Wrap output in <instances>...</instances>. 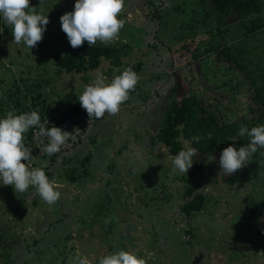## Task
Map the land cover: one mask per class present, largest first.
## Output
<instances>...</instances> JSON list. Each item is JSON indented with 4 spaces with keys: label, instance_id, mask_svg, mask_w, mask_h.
I'll list each match as a JSON object with an SVG mask.
<instances>
[{
    "label": "rangeland",
    "instance_id": "obj_1",
    "mask_svg": "<svg viewBox=\"0 0 264 264\" xmlns=\"http://www.w3.org/2000/svg\"><path fill=\"white\" fill-rule=\"evenodd\" d=\"M151 1L126 0L120 17L126 24L119 39L109 45L119 49L118 56L104 59L96 71L79 75H58L52 58L70 46L60 17L74 11L76 0H43L42 4L30 0V6L50 20L43 40L32 49L13 42L12 29L1 17L0 95L6 93L12 104L20 100L28 108L29 96L40 95L59 115L70 105L81 107L78 97L97 74L110 82L141 64L133 70L139 82L118 114L92 121L81 115L59 127L74 134L58 152L64 164L42 151L35 156L33 167L47 162V176L52 173L60 185L61 197L55 205L45 203L34 188L16 193L0 181V232L7 236L0 240V255L9 254L16 264H74L77 253L98 264L101 256L119 250L135 251L142 258L151 253L148 264H194L199 257L198 264H264V149L257 160L251 157L238 171L252 175V182L242 188L224 181L219 156L201 170L194 158L189 169L192 183L196 193H204L208 200L204 210L190 219L180 212L186 203L188 173L172 172V156L157 139L171 89L177 83L181 95L188 91L212 99L214 92L225 93L221 87L234 72L217 64L214 55L188 65L194 60L193 52L203 51L209 38L201 30L211 26L203 0H159L158 19L152 16L156 3L151 8ZM237 24L230 23L232 41L240 35ZM257 38L247 44L264 57V34ZM216 71L222 75L214 77ZM22 79L32 84V94L17 92V85L23 87ZM231 104L235 118L247 114L245 97L238 95ZM36 132L32 142L42 149L35 143ZM86 156L91 157L88 165L82 163ZM76 168L87 174L74 180L72 175L66 177ZM257 206L261 212L252 216L250 211ZM33 241L38 244L28 248Z\"/></svg>",
    "mask_w": 264,
    "mask_h": 264
},
{
    "label": "trees",
    "instance_id": "obj_2",
    "mask_svg": "<svg viewBox=\"0 0 264 264\" xmlns=\"http://www.w3.org/2000/svg\"><path fill=\"white\" fill-rule=\"evenodd\" d=\"M151 2V8H153V3H156V5L154 4L152 16L157 18V10L155 9L158 6L160 7L161 3L159 0ZM203 3L206 7L208 6L207 15L211 26L207 28L204 25L205 27H202L201 30L203 33L208 34L209 38L203 51L198 49L193 52L194 60L188 62V65L192 66L196 62L201 64L205 58L214 55L217 64L228 66L226 71L234 73L229 79L224 80L222 85L224 89L222 87L221 89L225 93L214 92L215 97L212 99L197 94H188V91L181 95L182 89L176 83L171 89L170 102L157 136L158 141L167 148L169 155L172 157L185 148L186 142L191 147L196 148L198 157L194 158L196 163L200 162L198 164L200 170L203 169L202 165H207L211 159L220 157V153L224 148L229 146L239 148L250 142L247 134L244 137L237 135L241 126H246L251 130L253 127L264 125V57L258 56L256 48L247 44L248 41L256 40L260 34H264V0H203ZM235 21L238 23L236 26H238L240 35L238 39L234 38L232 41V39H229L230 23ZM197 29L200 30L199 27ZM197 29H194L193 35L196 34ZM187 39L184 41L186 42ZM118 54L119 49L117 47L95 44L90 48L88 43L85 42L82 47L77 49H73L70 45L64 54L54 53L52 58L56 61L57 68L61 70V72L56 70L58 75L61 76L62 72L79 75L96 71L101 67L104 59L115 58ZM85 55H87V58L84 57ZM140 66L141 64L131 69L137 70ZM220 75L222 74L219 71L214 73V77ZM22 83L23 87L16 86L18 93L27 91V94H32L34 92L32 84L28 80L22 79ZM208 88H210L209 85ZM238 95L249 100V106H247V114L237 119L233 115L234 108L231 101L235 100ZM29 97L31 104L27 108V106L21 104L20 100H17L14 104L10 103L13 102L12 98H8V95L2 92L0 95V119L5 118L9 111L23 114L39 110L41 123L45 124L46 128H51L52 126L60 127L68 120L75 119L76 121V118L81 115L88 116L83 108L72 105L63 108L59 115H54L52 113L54 109L46 99L40 95L32 97L30 95ZM181 125L182 127H180ZM34 129L36 128L29 130L30 132L27 136L25 135L24 140L26 146L31 148L34 147L32 142ZM209 133L212 134L211 140L208 139ZM195 136L201 137L199 143L192 139ZM233 137H236V139H232ZM47 143L48 139L46 137H41L38 142L42 148ZM32 149V155L35 157L38 155L40 148L34 147ZM258 152L252 156L256 160ZM52 158L53 161L59 159L62 164L65 162L62 160L61 154L58 153L53 154ZM90 159V156H86L82 163L88 165ZM69 172L66 177L72 175L71 179L73 180L78 176L82 177L87 174V170L80 173L77 172V168L75 172ZM53 176L52 173H49V178L52 177L53 179ZM192 179L193 171L189 170L188 176L184 177V181L189 184L184 195L186 203L180 206V212L189 219L194 213H200L204 210L208 200L204 193H196V186L193 185ZM224 181L242 188L252 182V175L237 172L226 176ZM258 207L261 206H257L250 211L252 216L261 212ZM3 231H6V229H3ZM4 234L5 232H0V240L7 238V236L4 238ZM37 244L38 241H33L31 245L29 244L30 246L28 245V248L35 247ZM0 260H4V264H16L9 254H1Z\"/></svg>",
    "mask_w": 264,
    "mask_h": 264
},
{
    "label": "clouds",
    "instance_id": "obj_3",
    "mask_svg": "<svg viewBox=\"0 0 264 264\" xmlns=\"http://www.w3.org/2000/svg\"><path fill=\"white\" fill-rule=\"evenodd\" d=\"M43 0H40L42 4ZM126 7V0H76L74 11L60 17L62 31L73 49L80 48L85 42L91 48L97 42L107 46L119 39L120 32L126 20L120 18ZM0 17L12 29L14 43H23L32 49L43 40L48 15L38 13L36 7L30 6V0H0ZM87 58V55L84 56ZM140 77L131 68L125 69L120 75L114 76L110 82L102 74H97L95 80L85 86L78 97L81 107L87 112L90 121L101 119L108 115H116L121 105L129 99L135 90ZM90 126V125H89ZM182 127V125L180 126ZM37 128L36 136L46 137L48 143L41 151L52 156L74 137V134L59 127L46 128L41 123L39 110L23 114L9 111L5 118L0 119V181L4 186H12L14 191L24 193L34 188L37 194L48 205H55L61 192L60 185L54 179H49L45 168L47 162H41L40 167H33L35 157L33 149L24 143L25 134ZM250 138L247 145L239 148L229 146L220 153V174L230 176L249 164L250 158L259 150L264 149V125L249 130L241 126L237 135ZM212 134H208L211 140ZM199 143L200 136L192 138ZM232 139H236L233 137ZM43 143V141H41ZM197 156V149L188 145L172 157L174 174L188 173ZM219 174V175H220ZM148 258L138 256L135 251L119 250L99 258L98 264H148ZM72 264V262H70ZM74 264H92V261L77 253Z\"/></svg>",
    "mask_w": 264,
    "mask_h": 264
},
{
    "label": "built area",
    "instance_id": "obj_4",
    "mask_svg": "<svg viewBox=\"0 0 264 264\" xmlns=\"http://www.w3.org/2000/svg\"><path fill=\"white\" fill-rule=\"evenodd\" d=\"M36 130L38 131L37 128L35 129V131H36ZM33 136H34V135H33ZM40 138H41V137H38V136H37V139L35 140V143H36V142L38 143ZM38 145H39V144H38ZM39 151H41V149H40Z\"/></svg>",
    "mask_w": 264,
    "mask_h": 264
},
{
    "label": "water",
    "instance_id": "obj_5",
    "mask_svg": "<svg viewBox=\"0 0 264 264\" xmlns=\"http://www.w3.org/2000/svg\"><path fill=\"white\" fill-rule=\"evenodd\" d=\"M199 260H200V257L195 260L194 264H198Z\"/></svg>",
    "mask_w": 264,
    "mask_h": 264
}]
</instances>
